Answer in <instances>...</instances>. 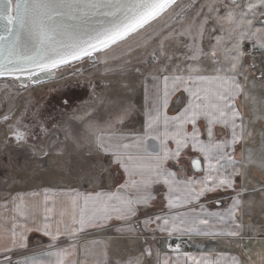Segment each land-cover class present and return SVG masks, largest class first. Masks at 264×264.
I'll list each match as a JSON object with an SVG mask.
<instances>
[{
  "label": "snow or ice",
  "instance_id": "obj_1",
  "mask_svg": "<svg viewBox=\"0 0 264 264\" xmlns=\"http://www.w3.org/2000/svg\"><path fill=\"white\" fill-rule=\"evenodd\" d=\"M94 54L99 83L63 71ZM0 78V186L88 185L0 192V264H264V0H0Z\"/></svg>",
  "mask_w": 264,
  "mask_h": 264
},
{
  "label": "crops",
  "instance_id": "obj_2",
  "mask_svg": "<svg viewBox=\"0 0 264 264\" xmlns=\"http://www.w3.org/2000/svg\"><path fill=\"white\" fill-rule=\"evenodd\" d=\"M144 103V92H143V88L140 87V102L139 105H136L138 108H141V112L136 113L133 117L134 120H131V123L129 126L131 127H135L137 129H139L143 123V115H142V105ZM174 107H178L177 105H171L169 108V114H174L173 113V108ZM2 104H0V111H2ZM239 154V150H237V155ZM21 163H23V158H21ZM5 173V172H4ZM122 174V170H119L118 172L114 173V175H121ZM12 175L15 176V183L9 182L8 183V187L5 188L3 186H0V192L3 191H11L13 195H15L17 192L19 193H24V194H28L31 193L33 191H42V189L44 188H50V189H57L58 190V186H67V185H71L73 187H77L79 186L81 191H84L88 188L87 184H84L76 179H73L70 176H65L64 175V182L56 184L54 183V181H45L40 176H38L37 174L33 173L30 169L28 170H16L12 173ZM0 177H2V169H0ZM122 182V181H121ZM213 199V197H208V200ZM200 203H203L206 205V207H208V209L210 211H214L216 210L213 206H211L210 204H208V202L204 199H201ZM183 210V209H182ZM258 212V210H257ZM254 219L256 220V222H260L261 217L256 214L254 216ZM97 235L96 233H92L90 234V236L88 238H92L93 236ZM31 239L33 241L37 240V239H42L43 243L46 245L49 241L48 238H41L39 236V234H32ZM64 239V238H62ZM195 239V243L193 244L192 242H189V245L185 247V251H193L196 252L198 250V246L199 245H203L204 246V250H220L222 249V245L210 240V239H206L203 237H199V238H194ZM64 246V245H61ZM35 247V245H34ZM37 251L39 250V248L36 249Z\"/></svg>",
  "mask_w": 264,
  "mask_h": 264
},
{
  "label": "rangeland",
  "instance_id": "obj_3",
  "mask_svg": "<svg viewBox=\"0 0 264 264\" xmlns=\"http://www.w3.org/2000/svg\"><path fill=\"white\" fill-rule=\"evenodd\" d=\"M122 47V46H121ZM114 52L118 53L120 51V48H114ZM97 55L95 54V60L90 61L89 58H84L83 60L79 62H73L67 68H65L63 71L65 74L71 73L73 70H79L84 73L85 76L91 74L93 78L99 83V78L103 75V69L100 64L97 63ZM99 69V71H97ZM111 80L116 81L119 79L117 75H111L109 77ZM129 79L133 82H137L140 78L135 74V73H130L129 74ZM12 79H0V88L3 87L5 83H8ZM57 81L55 79H51L49 81L41 82L38 85H30L29 89L32 92L34 98L36 100H41L43 101L49 92V89L56 87ZM18 86V85H17ZM140 85L137 82L136 84V90L132 93H127L126 95L130 97L131 102L135 105H139L140 102ZM75 95L78 97H81L84 100L88 99V89L84 86L78 87L75 90ZM27 93H24V96H26ZM20 102V98H18V101ZM2 110H5V106L2 104ZM135 117L132 118V121L134 120ZM20 171V170H19ZM5 170L2 169V176L4 175ZM35 174L40 176L45 181H54V183L59 184L64 182V176H61L58 174V172L51 167L50 165H44L40 169H38ZM253 175L259 179L260 178V173L256 170H253ZM67 176V175H65ZM260 222H264V218L261 217Z\"/></svg>",
  "mask_w": 264,
  "mask_h": 264
},
{
  "label": "water",
  "instance_id": "obj_4",
  "mask_svg": "<svg viewBox=\"0 0 264 264\" xmlns=\"http://www.w3.org/2000/svg\"><path fill=\"white\" fill-rule=\"evenodd\" d=\"M86 58H89V57H86ZM90 61H94L95 60V54L89 58ZM0 79H13V78H0ZM39 79L41 80V82H45V81H49L51 80L52 78H48V79H45L43 76L39 77ZM21 80L24 82V83H27V80L25 77H21Z\"/></svg>",
  "mask_w": 264,
  "mask_h": 264
}]
</instances>
